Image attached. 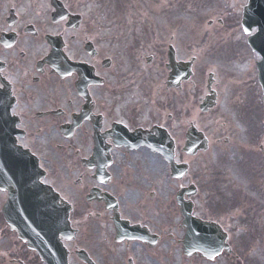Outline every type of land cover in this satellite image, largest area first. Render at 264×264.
<instances>
[{"label":"flooded vegetation","instance_id":"flooded-vegetation-1","mask_svg":"<svg viewBox=\"0 0 264 264\" xmlns=\"http://www.w3.org/2000/svg\"><path fill=\"white\" fill-rule=\"evenodd\" d=\"M70 2L69 22L57 24L52 9L61 6L51 0H0V71L16 76L14 86L22 89L16 98L0 89V113L9 104L23 113L15 121L22 128L5 122L13 118L0 120V138L26 143L22 148L45 164L42 179L67 208L68 225L58 240L68 264H264V220L261 227L246 224L256 207L239 188L233 193L231 179L203 177L204 153L186 154L188 130L203 133L201 82L169 87L168 39L150 35L126 51L106 30L90 31L83 2ZM96 33L103 35L92 39ZM170 40L184 49L179 37ZM5 42L14 47L6 49ZM66 50L72 61L61 59ZM69 65L74 76L61 80ZM193 112L198 118L189 126L185 119ZM164 145L188 161L185 177L175 179L179 173L156 150ZM248 186L264 218V178ZM6 199L0 189V264H45L9 229ZM220 247L221 255L210 259Z\"/></svg>","mask_w":264,"mask_h":264},{"label":"snow or ice","instance_id":"snow-or-ice-1","mask_svg":"<svg viewBox=\"0 0 264 264\" xmlns=\"http://www.w3.org/2000/svg\"><path fill=\"white\" fill-rule=\"evenodd\" d=\"M88 7H89V10H91L92 6L89 5ZM230 7L233 9V23H234V27L232 31L233 37L235 38L236 41L241 42L248 47L252 63L259 61L262 64H264V13L251 9L250 0H243V2H240V0H235V2L230 5ZM71 8H72V3L70 2V0H65L60 11H56V9H52V11L55 12V15L52 17L53 22L57 24L60 22H69V18L73 14L72 12L69 11ZM13 31H15V29H13ZM85 32H87V29H85ZM55 34L58 35L59 33H55ZM102 35H103L102 33H96L91 38L96 39L97 36H102ZM71 36H72V39H75L74 33L71 34ZM85 38L87 39L88 36L86 35ZM4 47L6 49H12L14 46L13 44L5 42ZM168 47L175 51L177 67H181L182 65L187 63L186 61H183L181 59V54L183 52V48L181 45L170 42ZM67 51L68 50L65 51V54L63 57H61V59L65 61H72L73 57L71 55H67ZM186 54L188 55L189 60L195 59L192 56L191 52H188ZM18 55L20 57H25L26 56L25 49L20 48ZM2 63L3 61H0V64ZM77 63H87V61H81ZM49 71H53V69L50 68ZM39 73L40 75H44L43 69H39ZM27 74L28 73H25L24 75H27ZM96 75L99 76L100 74L97 72ZM9 76H11V78H9ZM73 76H74V72L72 70V66L69 65L67 67L62 68V70L60 71L59 78L61 80H67L69 78H72ZM182 78L183 77L181 73L177 71L175 72V79L172 82L179 84ZM16 79L17 77L12 75L11 73H5V72L0 71V89H10L13 98H16L18 95L22 94V89H17L14 86ZM3 81H7V84L3 83ZM19 109H20V106L18 104L16 106H13L11 104L7 105L5 107V110L2 113H0V120H4V117L6 116L13 118L5 122L14 123L15 127L22 128L23 127L22 124L15 122L23 114L22 111ZM185 112L186 113L188 112L187 107L185 108ZM197 118H198V114L193 112L190 118L186 116L185 122L188 123L189 126H192L195 124ZM169 119H171L170 115H169ZM180 126H181L180 124H176V123H173L171 125L172 128H178ZM125 127H127V125H125ZM160 127H163V125L161 124ZM17 139H19V137ZM20 146L27 148L26 143H22ZM185 150L188 152H192L193 149L186 148ZM33 155H35V153H33ZM168 159L175 160L176 164H183V165L188 164L187 160L182 159L181 157H178V156H174L173 154H169ZM39 168L44 169L45 164L40 163ZM41 174H42L41 172H36L35 176L40 177ZM186 175H187L186 172L179 171V174L178 176L175 177V179H180L182 177H185ZM36 183L40 185H45V184H48V181L45 179H38ZM180 187L183 188L184 185L181 184ZM109 207L115 208L116 206L110 204ZM236 211L239 212V209H237ZM129 239L138 240L139 237H129ZM222 252H223V247H220L219 249L215 250V255H212L209 258L216 259V257L220 256ZM193 254L194 253L191 251L187 252V255L190 257ZM249 254L254 255V252L250 250Z\"/></svg>","mask_w":264,"mask_h":264},{"label":"rangeland","instance_id":"rangeland-1","mask_svg":"<svg viewBox=\"0 0 264 264\" xmlns=\"http://www.w3.org/2000/svg\"><path fill=\"white\" fill-rule=\"evenodd\" d=\"M102 3H104V0H100ZM111 0L110 2H112ZM129 2H136L143 7L144 12H148L150 15V19H154L156 23V27L160 28L161 33L163 35H169L174 32V30L177 28V30L180 33H183L187 36V38H190V36L197 35L201 33H205L206 28V21L212 16L211 14H219L218 12H221L223 5H220V7L215 8L213 4V0H198L195 2L197 5V9H193L192 5L194 4L195 0H125ZM223 3H225L222 0ZM194 4V5H195ZM232 1H229L227 4L231 5ZM201 6V7H200ZM200 8V10H199ZM113 13L115 10H111ZM118 12V11H117ZM178 26V27H177ZM210 31H207L209 33ZM229 46L227 48V53L231 54H237L240 57L244 59V61L250 65L252 63L249 50L246 45H244L241 42H238L235 40L233 36H230L229 38ZM205 61H210L209 58L202 59ZM235 64L237 66H243L242 63H234L230 65V68L234 69L235 74H238V69L235 67ZM251 74V70H250ZM252 89V95L256 93V89L251 87ZM248 102L247 104H249ZM230 118L233 122V116L229 113ZM234 129L241 132L240 124L237 120V116L234 113ZM248 137H246L245 142H248ZM213 154V151L211 152V156ZM214 167L217 168V164L214 163ZM219 168H224L225 170L233 173L232 167H230L228 164L218 166ZM224 170V171H225ZM261 178H264V173H261Z\"/></svg>","mask_w":264,"mask_h":264},{"label":"water","instance_id":"water-1","mask_svg":"<svg viewBox=\"0 0 264 264\" xmlns=\"http://www.w3.org/2000/svg\"><path fill=\"white\" fill-rule=\"evenodd\" d=\"M250 7L253 10L264 13V0H250ZM259 70H260V81H261V84H262L263 90H264V64H262V63L259 64ZM30 172L31 171H29L28 174ZM26 177L30 178V176H26Z\"/></svg>","mask_w":264,"mask_h":264}]
</instances>
